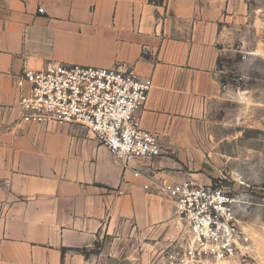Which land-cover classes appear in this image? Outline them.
Wrapping results in <instances>:
<instances>
[{"label":"crops","instance_id":"crops-1","mask_svg":"<svg viewBox=\"0 0 264 264\" xmlns=\"http://www.w3.org/2000/svg\"><path fill=\"white\" fill-rule=\"evenodd\" d=\"M160 1L0 0V105L17 103L24 69L125 62L151 79L138 116L161 147L159 157L131 164L141 173L134 178L81 127L2 126L0 264H108L131 243L149 255L179 237L173 203L156 185L143 187L199 180L180 172L182 151L194 116L222 93L219 42L237 0ZM17 116H0V126Z\"/></svg>","mask_w":264,"mask_h":264},{"label":"built area","instance_id":"built-area-1","mask_svg":"<svg viewBox=\"0 0 264 264\" xmlns=\"http://www.w3.org/2000/svg\"><path fill=\"white\" fill-rule=\"evenodd\" d=\"M16 85L17 103L0 105V116L9 118L15 111L18 116L3 122L0 132L27 125L81 127L134 178L141 173L131 164L161 155L158 136L146 130L138 116L152 82L131 64L99 68L50 62L40 70L24 69ZM152 185L173 203L175 217L184 226L163 249V264H220L249 256L250 234L239 219L243 202L224 181H149L143 188Z\"/></svg>","mask_w":264,"mask_h":264},{"label":"rangeland","instance_id":"rangeland-1","mask_svg":"<svg viewBox=\"0 0 264 264\" xmlns=\"http://www.w3.org/2000/svg\"><path fill=\"white\" fill-rule=\"evenodd\" d=\"M226 17L217 67L222 93L194 116L192 145L182 151L187 166L180 172L198 174L202 184L221 179L241 196L239 219L250 234L249 256L222 264H264V0H237ZM132 244L126 258L108 264H163L165 247L146 255Z\"/></svg>","mask_w":264,"mask_h":264},{"label":"bare ground","instance_id":"bare-ground-1","mask_svg":"<svg viewBox=\"0 0 264 264\" xmlns=\"http://www.w3.org/2000/svg\"><path fill=\"white\" fill-rule=\"evenodd\" d=\"M159 2V1H158ZM224 263V262H223ZM220 264H222V263H220Z\"/></svg>","mask_w":264,"mask_h":264}]
</instances>
